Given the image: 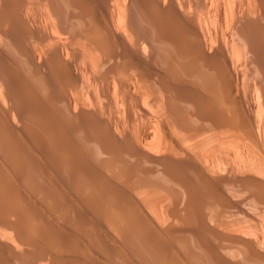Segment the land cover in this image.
<instances>
[{
    "label": "bare ground",
    "instance_id": "1",
    "mask_svg": "<svg viewBox=\"0 0 264 264\" xmlns=\"http://www.w3.org/2000/svg\"><path fill=\"white\" fill-rule=\"evenodd\" d=\"M97 251L264 264V0H0V264Z\"/></svg>",
    "mask_w": 264,
    "mask_h": 264
},
{
    "label": "rangeland",
    "instance_id": "2",
    "mask_svg": "<svg viewBox=\"0 0 264 264\" xmlns=\"http://www.w3.org/2000/svg\"><path fill=\"white\" fill-rule=\"evenodd\" d=\"M24 76H25V78H26L27 80H29V81L31 82V78L29 77V75H28V77H26L27 74L25 73ZM32 83H35V82H32ZM35 84H37V83H35ZM35 84H33V85H35ZM35 86H36V85H35ZM18 136H19V134L16 135V138H17V139L20 138V137H18ZM40 185L43 186V184H40ZM44 185H45V184H44ZM36 206H37V205H36ZM37 207H38V206H37ZM46 207H47V205H46ZM39 208L41 209V207H38V210H40ZM36 209H37V208H36ZM45 211H46V209H45ZM45 211H44V212H45ZM44 214H45V215H43V216H45L46 219H48L47 217H49V220H48L49 222H52V221H55V220H56V222H57V218H60V219H61V217H63L62 215H59V214H56V215H57V216H60V217H56V215H54V217H53V216L50 217L48 214H46V213H44ZM52 218H53V219H52ZM54 218H56V219H54ZM46 219H45V220H46ZM71 220H72V219H71ZM88 220H89V219H88ZM59 221H64V219L62 218V219L59 220ZM52 223H53V222H52ZM59 223H60V222H59ZM96 231H98V230H96ZM66 233H67L66 231H63V232L61 231V232H59V235L61 234L62 237L70 238V237H68V236H70L69 233H67L68 236H67V235L65 236ZM98 234H100V233L98 232ZM98 234H97V235H98ZM186 235H187V237H185ZM100 236H102V233L100 234ZM188 236H189L188 234H185V235H184V237H185L186 239L189 240ZM99 238H100V237H99ZM101 238L103 239L104 237H101ZM103 240H104V239H103ZM106 240H107V239H105L104 241L106 242ZM71 242H72V244H70V241L67 242V244H65L66 247H65V245H64V247H65L66 249H68L67 247H69V249L71 248V250H73L74 253H76V250H77V252H78V254H77L78 258H79V257H82L81 259H83V257H85L84 259H88V258H86V256L88 257L89 255H90V257H91L92 253H89V250L87 251V248H86L81 242H78L79 244H77V243L74 241L77 245H76L72 240H71ZM80 243H81V244H80ZM190 244H191V243H190ZM80 246H82V248H81ZM83 246L86 248V251H87V252L85 251V253H84L85 248H84ZM83 248H84V250H83ZM74 249H75V250H74ZM79 251H80L81 253H80ZM82 251H83V252H82ZM98 251H99V250H98ZM98 251H97V252H98ZM99 252H101V250H100ZM99 252H98V253H99ZM104 252H106V253H104ZM83 253H84V254H83ZM85 254H86V255H85ZM102 254H104V255L107 254L106 257L109 258V259L111 258V257H109L110 255H108L109 252H107V251H103L101 254L99 253V255H101L100 258H101V257H102V258H101V259L98 258V259L96 260L97 262H98V261H101V262H102L101 264H109V263H110V264H115V263H116V264H120V263H118V261H116V259H112V260L110 259V260H108L104 255L102 256ZM84 255H85V256H84ZM93 256H94V259H95V258H96L95 255H92V257H93ZM104 257H105L106 260L103 259ZM114 260H115V263H114ZM46 261H47V260H44L45 263L42 262L41 264H49V262H48V261L46 262ZM112 262H113V263H112Z\"/></svg>",
    "mask_w": 264,
    "mask_h": 264
}]
</instances>
